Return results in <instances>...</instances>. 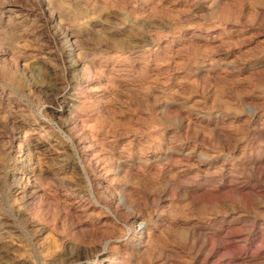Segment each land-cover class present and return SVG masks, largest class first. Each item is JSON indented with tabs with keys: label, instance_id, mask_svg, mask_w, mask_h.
Segmentation results:
<instances>
[{
	"label": "rangeland",
	"instance_id": "1",
	"mask_svg": "<svg viewBox=\"0 0 264 264\" xmlns=\"http://www.w3.org/2000/svg\"><path fill=\"white\" fill-rule=\"evenodd\" d=\"M0 264H264V0H0Z\"/></svg>",
	"mask_w": 264,
	"mask_h": 264
}]
</instances>
